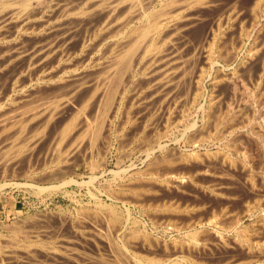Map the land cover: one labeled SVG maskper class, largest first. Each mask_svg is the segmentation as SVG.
<instances>
[{
  "label": "rangeland",
  "instance_id": "obj_1",
  "mask_svg": "<svg viewBox=\"0 0 264 264\" xmlns=\"http://www.w3.org/2000/svg\"><path fill=\"white\" fill-rule=\"evenodd\" d=\"M13 1H15V0H13ZM45 1L47 2V4ZM45 1L43 2V5L41 6L42 3H40V5H39L38 1L30 0V2H29L30 6L28 5V7H30V8H28V7L26 9L22 8L24 11L26 10V12H22L23 11L22 9H20L19 11H21V12H19L18 9L21 7L18 5H13L12 7L9 8V9L15 8L14 10H16V16H14L15 19L12 17L13 18L12 20L10 18L9 19L3 18V14H4L5 10H8V8L7 9H1L0 8V12H1L0 13V18H1L0 19V66H1L0 67V73H1L0 74V113L2 112L1 113L2 115L0 114V124L1 123H4V124L8 123V126H11L12 123H15V122H11L12 118L10 116V113L12 114V112H14V111L17 112V110L20 107L23 110L24 105L30 106V104H31L30 102H33L32 104L34 105L35 102L39 103L38 100L42 101L43 98H45V97H47L48 99H51L54 95H55L54 97H58L59 94H60L59 97H61L62 95L63 96L65 95L64 100L68 101L69 98H67V96L69 97V93H70V96L73 93V95H75V97L73 98V95H72L70 97L71 100L69 102H71L72 99H74L73 102H75L74 104H76L78 107L75 106L74 104H71L73 102H71L70 104H67L66 107H64L62 109V111H59V113L56 115L57 116L56 121L54 118H52L54 120L50 119L52 121V123L48 122V121H43V118H37V119L33 120V119L28 117L29 121L26 118L25 119L26 121L24 123H26L29 127L26 125L28 128L27 129L25 124H23L25 126V130L27 131V133L29 135H31V133H32V135H34L36 137L35 141H37V140L38 141L34 142V144H32V142H30V140H26V141H24V143L21 142L23 144H22V148L19 150L20 153L19 152L14 153L15 151H13V150H15V148H17V147H13V149L11 148L12 149L11 154H9L10 153L9 146L12 147L10 144L11 142L9 143V141L12 140L10 137H11V135L14 134V132L12 131L13 134H11V131H7L9 133L6 132L7 133L6 134L5 130L3 128H1V126H0V129L4 130V131H0V249H1L0 250V256H1L0 257V264H98L97 263V261L99 262V260H98L99 256L98 255H100L99 253H102V251H101L102 250L101 248H103L102 246H104L105 243H107V242L109 243L111 241H112V243H109V244H111V246L115 247L116 250H117V248H119L117 251L118 252L120 251V254H121L122 253V251L120 250L121 249V247H120V244H121L120 241L121 240H119V238L116 237L115 235H113L112 233H111L112 235L110 234L111 231H110V227L108 225L109 221H110L109 218L113 217L112 213L109 212V208L105 207L106 209H104V207L100 206L97 202V200H98V201H100L99 203H103V202L106 204H109V203L113 204L114 203V205L117 206L118 211L122 212L121 221L124 220L125 219V213L123 210L122 203L119 200L112 199L113 197H111V196L109 197V194L111 193L112 190L114 192L113 196H115V197L118 196L121 199H125V200L130 199L131 201L128 204H132L134 202V201H132L133 198L136 201H139V202L142 201L144 204L143 205L141 202V204L143 205V209H141L140 206L138 207V205L137 206L136 205L131 206V205L127 204V206H129L130 211H131L130 212L131 213L130 214L131 220L137 222V225L140 226L139 228L142 230V232L144 234L142 232L136 234L135 237L137 236L136 238L138 240H136L135 237H133V239H131L132 242L129 241L130 233H129V235L127 234L128 238H129V239H127V242L129 241L127 244L129 245L128 249L130 248V250L127 253V255L124 253L121 254L122 256L125 255V259H124V257L123 258L121 257L122 261L125 260V262L123 261L124 263L137 264L136 259L135 258L133 259L132 253H136V254L138 253L140 256H145L147 258H150V257L156 258L157 257V259H160L161 262L164 264H170V263L171 264H173V263L174 264H180V263H176V262L172 263V261L173 260L179 261L184 257L187 258L188 254H191V252H192V254L189 255L188 258L190 259L192 257V259H196V260L198 259L201 264H221L222 262H223V264H227V262L229 260H230V263H228V264H232V263L236 264L237 262L239 263V262L245 261V259H246V261L247 260L250 261L249 264H264V257H263L264 256L263 255L264 254V250H263L264 249V240H263L264 239V231L261 228L258 230L257 226L259 227L260 224H259V222H256L258 220L260 210L259 209L254 210L252 208V207L256 208V205H258L259 202H260V205L261 204L264 205V202H263L264 201V198H263V196H264V190H263L264 189L263 188L264 187V184H263L264 183V177H263V175H264V160L259 161L257 158H254L253 161H249L250 163L247 162L246 164L245 163L243 164L239 160H237V158L235 156H232L233 159L231 160L232 161V163H231L232 167H231L230 163L222 164L221 161L218 159L220 155H217V154H221L220 151L225 149L223 151V153L229 154L230 153L229 151L231 150L229 148H227V149L223 148L224 147L222 145L223 143L221 144L220 142L216 143L213 141H206L205 143H203L201 145H200V143H197L199 146H197L196 143L195 144L193 143V145L191 143V145H190L189 143H190L191 138H189V137L191 134L186 133L185 128H187L189 122H191L193 119H196V116H194L195 115L194 112L192 111V114L190 116H189V114H185L181 120L180 117L178 118V116L180 115V112H178L180 110V108L178 107L179 108V110H178L177 107H174L172 105L171 106L172 109H171V113H170L171 117L170 116L168 117L171 119L166 120V119H164L166 117L162 116L160 104H158V103H160V99H159L160 95L158 94V93H160V91L157 90V88H158L157 82L160 79V74H158L157 72L160 71V73H161V70L164 67V64H163L164 62H162L161 60H159V61L155 60L156 62L158 61L157 63L155 61L154 62L158 65H160L159 62H161V64H163V65H160V67L162 69L158 65H155V63L153 61L148 62V66L150 65L149 66L150 68H148V66L146 65V67L148 69L144 66L145 63L142 64V66L138 67V68H140L141 72L137 71L138 68L136 69V72H137L136 77H134L133 80L129 83V91L131 89H133V90L128 92L129 98L127 96V98H126L127 100H125L127 103L125 101H124L125 103L123 102L125 104V106H124V104H122L123 107H122L121 111L123 109H124V111L120 112V114H117L115 118L114 117L110 118L111 121H109L110 124H109V129H108L110 132H107L108 127L106 125L108 123L103 124L104 116L97 112L96 104L91 105L93 100L92 101L89 100L88 105L84 106L86 108L88 107V109L84 108L83 109L84 111H82V107H83V104L85 102V99L89 96V93L91 91L90 86L92 85V81L94 80L93 78L97 77V73H95V72H98L99 69H100L99 72L103 71L102 68H104V66L106 67V64L109 65L110 59H111V57H113V56H111L113 54H111L112 48H110V47L114 43H116L118 40L116 38V40H117L116 41L114 39L115 38L114 36H113L114 38L112 37L113 38V40H112V38H111L112 32H114L115 29L118 30L117 32L121 33L122 36L125 35L124 36L125 38L122 37L123 38L122 40L125 39L124 41H127L129 39V33H128L129 31L128 30H130L132 27H134V25L136 27V25L140 24L139 23L140 21L138 19L135 20L136 17H133L130 20L129 26H128V24H125V26H127V28L125 26L120 27L121 24L118 25V22L115 21L116 19H114V17L116 18V15L120 14V10L125 8L124 5H126V4H122V2L126 3L129 0L128 1L127 0H125V1L119 0L120 2L118 0H114V4H115V1H116V4H117V1H118V3H121V4H120V7H119L118 12H117L118 14L113 13L114 14V16H113L111 13V15L113 17L111 18V16H109L110 19H108L109 17L107 18V16L110 15L109 14L110 12H108L107 10H109V8H111V7H109V5L110 4L112 5L113 0H110V1L107 0L108 2L105 0L106 1L105 3H107V4L112 1L108 5L103 3V0H102V2L100 0L99 1L98 0H85V1L84 0H64L65 3L67 2V4H66L67 6L64 4V6L67 7V8H65V10H64V8H61V6H63L62 3H64L63 0L62 1L61 0H45ZM68 1H69V4H68ZM147 1L148 0H146V1L143 0V2H147ZM150 1H153V0H150ZM155 1L158 3H156ZM159 1H161V2L159 3ZM164 1L166 2L167 0H158V1L154 0L153 2H150V5H151V7L154 6L155 9H158L159 5L161 3H163ZM233 2H236V3H234V6H236L237 8L236 7L235 8L239 9V10L240 9L244 10L243 12L245 14V13H247L246 7H247V5H249V3L252 2V0L251 1L250 0H248V1L247 0H232V1L231 0H220L218 2V6L215 9V11H217V12L223 11L226 9V7H229L230 5H232ZM93 3L95 4V6ZM101 3H103V4H101ZM261 3L264 4V2H261ZM127 4H129V2ZM69 5H70V7H68ZM89 5H91V6H89ZM103 5H104L103 8L106 11L104 9H102ZM71 6H73V7H71ZM93 6L96 8V10H95V8H93ZM96 6L97 7L99 6L100 9L98 10V8ZM106 6L108 7V9L105 8ZM121 6L122 7L124 6V8H122ZM240 6H242V7H240ZM84 7H85V9H83ZM33 8L37 9V10L34 11ZM262 8H264L263 5H262ZM74 9L76 12H74ZM3 10H4V12H2ZM79 10H81L82 12ZM97 10L100 14L97 12ZM100 10H104V11L100 12ZM29 11H30V13H28ZM121 11H123V10H121ZM17 12H19V13H17ZM104 12H106V14H104ZM217 12L207 13L208 15H206V18H210V15L213 16L214 13H217ZM259 12H260L259 16L261 15L260 17L264 20V14L261 13V11H259ZM20 13H23V14L21 15ZM17 14H18V17H17ZM37 14H38V16H37ZM85 15H86V17H85ZM55 16H57V17H55ZM67 16H68V18H67ZM18 18H21V19L18 20ZM41 18H43V19H41ZM58 18H59V20H58ZM98 20H100V21H98ZM104 20H107V21H105L106 23H104ZM108 20L113 22V24L110 23V21H108ZM39 21H41V22H39ZM136 21H137V23H136ZM114 22H115V24L117 23V25L120 28L118 26H116L118 28L117 29L114 26ZM141 22L143 24V20ZM107 23L112 24L114 27H112V25H109ZM97 25H99V26H97ZM102 25L103 26L106 25V26L103 27ZM108 25H109L110 30H111V27L113 28L109 32H107ZM34 26L37 28L39 27V28L37 29ZM40 26H42V27H40ZM139 26H141V25H139ZM45 27H47L46 30H45ZM97 27L99 29L101 27L102 28L99 31V29ZM22 28L24 31L22 30ZM26 28L27 29L29 28V30H27ZM94 28L97 29L96 32H95ZM48 29H51L52 31L49 30V32H48L47 31ZM69 29H70V31H69ZM32 30H33V32H32ZM104 30H105V34H103ZM123 30H124V32H123ZM199 30L200 29H195L193 31H190V33L188 32V36H187L188 42H190V41L192 42L193 38L195 39L196 35H199ZM117 32L115 33V35L117 34ZM27 34L29 35V37ZM39 34L41 36H39ZM106 34H108V35L111 34V35L106 36ZM91 35H93L95 37H97L98 35H101V37L99 36L98 38H96L97 39L96 40ZM113 35H114V33H113ZM55 36L56 37L58 36L57 37L58 39H62L61 36L66 38V39L63 38V40H62V41H65V43L64 42L61 43L62 41L58 40ZM71 36L73 37L72 39H71ZM87 36H88V38H87ZM102 36L104 39H100V38H102ZM53 37H55V38L53 39ZM52 39L55 42H53ZM42 40L44 41V43ZM59 41H60V44H59ZM67 41H68V43H66ZM32 42H34L36 45H34V43H32ZM51 42L56 44L57 48H55L54 47L55 45L53 43L51 44ZM110 42H112V43H110ZM37 44H38V48H37ZM45 44H47L46 48L49 47L50 49H51V47L48 46V44H50L51 46L53 45V47H52L53 49H51V50L57 49V51H60V50H58V48L61 49L62 47H64V46L61 47V45L65 44V47L67 49H64L65 48L64 47L63 50H61V53L63 52L62 55L60 53L57 54V56L59 55V57H61V58L63 57L62 59L60 58L61 62L59 61V57H52V58H50V62L53 59H55L54 61L56 63L55 66L54 65L52 66L51 64L52 63L54 64V61H52L51 63L49 61H47V62H45L46 64L44 65L43 64L44 62H42V64H41L40 62L38 63L37 59H35V60H33L35 62L34 66H37V64H38V66H37L38 68L37 67H35L33 69H31L32 67L28 68L27 67L28 62H26V61H29V58L31 57L32 53L35 50H36V52L37 51L39 52L40 49L43 47L45 50L46 49L44 46ZM57 44H59V45H57ZM80 44H82V46ZM102 45L105 47L102 48ZM107 45L109 46V49L105 51L104 49H106ZM186 45L187 46L184 47L181 54L184 55L183 58H185V60L186 59L189 60L190 55H189V57L186 56L187 58L185 57V55H187V53H189V52L191 53V47H190V43H186ZM87 46H89V48ZM91 46L93 49L90 48ZM114 46H115V44L113 45V47ZM13 47H15V48H13ZM39 47H40V49H39ZM77 47H79L80 50L87 47L84 50H82L83 52H85L83 55H85L86 57L81 54L80 50H77ZM177 47H178L177 40L175 41V39H173L171 46L168 47V49H170L168 51H172V52L168 53L170 55L166 56V58H168L169 60L167 59L166 63H165L169 68H170V66H172V67L174 66L175 60H173V59H175V57H176L174 55L175 54L174 52H175ZM97 48L101 52L98 51ZM48 49H46V50H48ZM29 50H30V53H29ZM31 50H33V51H31ZM41 50H43V49H41ZM75 50L77 52H75ZM243 50L240 51L239 57L243 56ZM102 51L104 54L102 56L104 58L101 56ZM185 51H187V53ZM17 52L18 53L20 52V55H24L25 56V57L23 56L24 59L22 58V56H19L17 59V56L19 55ZM24 52H26V53H24ZM36 52H35V54H36ZM67 53H69V54H67ZM105 53L107 55H105ZM63 54H64V56H63ZM172 54L174 55L173 57H171ZM15 55H17L16 59H15ZM66 55H68V56H66ZM71 55H72V57H71ZM90 55L95 59H93V58L91 59ZM99 56L102 58H99ZM107 56L110 57V59L108 57L109 62L104 61L107 59ZM8 57H11V58H8ZM3 58H5V60ZM19 58H22L23 60L19 59ZM11 59L14 62L13 61L11 62ZM56 59H58V60H56ZM156 59H158V57ZM3 60H4V62H3ZM66 60H67V62H65ZM88 60L89 61L92 60L94 64L91 63L92 61L89 62ZM170 60L174 63H172ZM22 61L24 62V64ZM69 61H72L73 64L76 61L75 65L76 64L80 65L82 63L83 66L80 65V67H79V65H78L79 68L77 66H75L76 68L72 69V67L74 65L72 63H70ZM87 61H88V63H87ZM8 62H9V64H8ZM20 62H21V64H20ZM99 62H101V63H99ZM1 63H4V64H1ZM5 63H6V65H5ZM65 63L66 64L69 63L70 66L66 65ZM170 63H171V65H170ZM71 64H72V66H71ZM92 64L94 66L97 65V67H95V69L94 68L92 69V67H93ZM100 64H102V65H100ZM146 64H147V62H146ZM235 64H236V62L233 63V65L231 67H229V70H231L234 66L237 65V64L236 65ZM7 65H8V67H5ZM21 65L22 66L25 65L26 67L23 68L24 67L23 66L22 67L23 69L19 68V67H21ZM42 65H44V66L49 65V66H52V68L49 66H48L49 68H46L47 66L43 67ZM59 65H61V66H59ZM41 66H42V68H41ZM64 66L68 69L66 70V68ZM81 66L83 68L85 67L86 69L85 68L83 69ZM100 66H103V67H100ZM157 67H159V68H157ZM36 68H37V70H36ZM43 68L46 70H44ZM96 68L98 71L96 70ZM141 68H142V70H141ZM75 69L77 72H75ZM144 69L148 73H146L144 71ZM240 69H239L240 70L239 72L241 74L244 71V69L243 68H240ZM21 70H22V74L19 73ZM28 70L29 71L31 70L29 72L30 74L28 73ZM73 72L75 75L73 74ZM91 72L94 74H92ZM56 73L58 75L60 74L61 76L65 75L66 78L63 76V78H64L63 79L60 75L57 76ZM142 73H143V75H142ZM51 74H53V75H51ZM85 74L87 76H85ZM90 74L93 76L95 75V76L94 77L92 76L91 78H89L91 76ZM154 74H156V75L158 74L157 77ZM29 75L31 76V78ZM38 75H39V77H38ZM48 75H50V77L51 76H54V77L50 78ZM69 75H70V77L71 76L72 77L71 78L69 77V79H67ZM140 75H142V76H140ZM73 77H75V78H73ZM77 77H79L81 79H79V81H78ZM17 78H19V79H17ZM44 78L46 80H44ZM49 78H50V80H49ZM58 78H60V79H58ZM140 78H142V79H140ZM155 78H156V80H155ZM65 79L70 82V85H69V82L67 83V81ZM17 80L19 81L18 85H20V87L16 84L18 82ZM59 80H60V82H59ZM72 80L76 81L77 85H75L74 82L72 83ZM83 80H85V81L81 82ZM51 81H53V82H51ZM87 81H90L91 83L87 82ZM149 82L153 86H151L149 84ZM155 82H156V84H154ZM78 83H81V85H83V87L82 86L80 87V84H78ZM88 83H89V86H86V84L88 85ZM146 83L148 86H150L149 88L147 87ZM59 84L60 85L62 84L63 86L66 85V86H64V87L61 86V87H63V89H62L61 87H59L60 86ZM53 85L54 86L56 85V86L54 87ZM143 85L146 87H144ZM78 86L80 87V89ZM154 86H157L156 89L153 88ZM73 87H75V88H73ZM60 88H61V90H60ZM64 88H66V90ZM70 88H72V89H70ZM88 88H90V89H88ZM150 88H151V90H150ZM152 88L154 89L153 91H152ZM67 89H69V90L67 91ZM74 89H75L76 93H79L78 91H80L81 96H80V94H78V96H77V94H74ZM77 89H79V90H77ZM146 89H149L150 91H148ZM221 89L222 88L220 87V90ZM241 89L242 88H240L239 92H237L235 94V96L232 98L234 103L235 102L240 103L241 102V101L239 102L240 98H242V96L246 95V94H244L245 93L244 90L242 89L243 90L242 91ZM64 90H65V92L63 93L62 91H64ZM156 90L159 92H157ZM60 91L62 93H60ZM66 92H68V95ZM86 92H87V95H86ZM149 92H151V93H149ZM261 92L262 93L260 94V93H258V91H256L255 93L252 94V99H253L252 102L254 104L253 103L251 104L252 109H249L248 111H246L247 112L246 115H248L249 118H251L250 115H252L251 119H252L253 124L251 123L250 127L252 128L253 131L257 132L259 134V136H261V137H259V140L264 142V138H263L264 132L262 133V130H261L262 128L259 127L258 120L256 119L257 116L255 115V114L264 112V93H263L264 91H261ZM56 93H59V94L56 95ZM155 93H156V95H155ZM151 94H152V96H150ZM48 95L49 96L51 95L50 98ZM82 95H85L86 98H85V96L82 97ZM153 96L155 97V99ZM156 96L158 98H156ZM246 96H245V98H246ZM262 96H263V98H262ZM40 97L42 98V100ZM28 98L30 101L28 100ZM35 98H36V100H35ZM47 98H45V99H47ZM61 98H63V97H61ZM65 98H67V99H65ZM79 98H81V99H79ZM150 98H152V99H150ZM245 98L243 97V100ZM82 99L84 100V102L82 101ZM254 100H255V102H254ZM35 105H37V104H35ZM69 105H70L71 109H70ZM80 106H81V108H80ZM173 107H174V109H173ZM254 107H256V109ZM78 108H79V110H78ZM73 109L74 110L76 109L78 112L76 110L74 111ZM63 110H65L64 111V112H66L65 114H64ZM70 110H73V113L76 112V113H74L75 115L73 113H72L73 116L69 115L72 112ZM94 110H95V112H94ZM253 110L255 112H253ZM18 111H20V110H18ZM251 111L253 112V114H250V113H252ZM80 112L83 115L82 114L80 115ZM90 112H93V113H90ZM61 113L64 115L62 116ZM67 113H69V114H67ZM149 113H150V115H149ZM60 114L63 118L60 116ZM8 115L10 116L11 119L9 118ZM79 115L81 116V118ZM86 115L88 117H86ZM71 116L73 118H71ZM82 116L88 120H96V119L100 120V117L102 118V120H100L101 121L100 132L101 133L104 132V133L103 134L100 133V135H101L99 137L100 139L97 140V144H99V145H95V147L90 146L89 142H88V138L84 139L83 143H82V147L80 146L79 149H76L75 150L76 152L73 151V154H72V152H70V153H68V156H67V154L65 156L64 155L62 156V157H64V160L67 159L66 160L67 162L63 161V158H62L60 163L57 164L59 166V167H56L57 172H58V170H61L63 172V174L62 173L58 174L59 176H57V177H55V175H50L49 172L53 173L56 171V170H53L54 167L56 166L53 163L55 155H54V157L52 156L53 155L52 154L53 148H54L53 145L55 143V141L52 140V138L54 137L53 135H55V137H56V135H58V133H60L59 131L63 128L62 124H65L66 122L64 123V121H66L67 119H68V121L72 120V119L77 120L76 117H78L79 118L78 121L75 120L78 123L79 120L83 118ZM160 117H161V119H160ZM248 117H246V118H248ZM254 117H255V119H253ZM92 118H94V119H92ZM184 118L186 121L184 120ZM39 119H41L42 121L40 122ZM147 119H148V121H147ZM150 119L152 120V122ZM8 121H10L11 125H9ZM45 122L48 124H46ZM172 122H174V123H172ZM43 123L46 125H44ZM55 123H56V125L61 123V125L56 127ZM142 123H143V125H142ZM256 123H257V125H256ZM144 125L146 126L145 127L146 131H144L143 130L144 128H142ZM12 126H11L10 130L15 129V128L13 129ZM15 127H16V125H15ZM58 127L59 128L61 127L60 130ZM160 129H162V130H160ZM182 130H183V132H182ZM34 131H36V134ZM139 131H141V132H139ZM163 131H165V133H163ZM113 132H115V133H113ZM246 132H248V131H246ZM109 133H111L112 139L108 135ZM155 133H157L158 135L157 134L156 135L160 136V138L159 137L157 138V136H155L157 139L154 138L153 134H155ZM8 134H9V136H10L9 138L11 140H9L8 136L5 138V136ZM26 136H27V134H26ZM39 137H40V139H39ZM102 137H103V140H102ZM4 138L7 139L8 141L5 140ZM139 138H141V139H139ZM234 139H232L233 141L231 142V144L235 145V148L239 150V148L241 147V146L239 147L240 143L238 144V142ZM85 140H86V142H88V144L85 142ZM155 141H159L160 144H162V146L164 147V149L159 151L157 149V146L154 144ZM85 143L87 146H89V149H87V146L85 145ZM83 145H85V146H83ZM32 146H34V147L32 148ZM191 146H194V147H191ZM193 148L195 150H193ZM27 149H29V150H27ZM150 149H155V150L154 151L152 150L153 152H152V154L149 155L150 157L148 156L149 157L148 158V157H146V152H149ZM174 149H175V151H173ZM226 150L228 151V153ZM27 151H29V154ZM207 151H209V152L212 151L211 152L212 154H210V153L208 154ZM194 152L196 153V155H194ZM198 152H199L200 156L206 152L207 153L202 155L199 158V156L196 157ZM200 152H202V154ZM213 152H214V155H213ZM18 153H19V155H18ZM22 153L24 155H22ZM4 154L6 157L4 156ZM192 154H193V156H192ZM10 155L11 156L15 155L16 156L15 159H14V157H12L13 159L10 158L11 157ZM164 156H165L166 160L163 159ZM160 159H163V161L165 160V162H163L164 164H161L162 160H160ZM181 159H183L184 162ZM188 159H190L191 161ZM3 160H4V162H3ZM97 160L98 161L100 160L101 162L100 161L98 162ZM154 161L157 162L156 166L154 165V163H155ZM150 162H152L153 164ZM188 162H189V164H188ZM147 163H149L150 166L147 165ZM166 163H168V164H166ZM234 163L235 164L237 163V164L235 165ZM259 163H263V164L260 165ZM169 164H171V165H169ZM145 166H147L148 168ZM150 167H151V169H153V171H157L159 173L158 174L156 172L157 173V180H155V181H157V183L154 180H153V182H155V183H153L152 179L151 180L147 179L148 178L147 175H142L144 172L150 170L149 169ZM185 167H187V168L184 169ZM51 168H53V169H51ZM144 168L148 169V170L144 171L145 170ZM255 168L256 169L258 168V170L256 171ZM238 169H239V171H238ZM245 169L248 171H246ZM183 170H185V171H183ZM200 170H202V171H200ZM203 170H204V172H203ZM134 171H137L138 173H136ZM142 171H143V173H142ZM207 171H209V172H207ZM45 172H47V173H45ZM42 177L44 179L46 177H48L47 179H49V180L45 179V181H44V179ZM52 177H53V180H52ZM173 177H174V179H173ZM139 178H141V179L139 180ZM90 179H91V181H89ZM135 179H137V180H135ZM145 179H146V181H145ZM182 179L184 180L183 181L184 183L181 181ZM255 179H256V181H255ZM170 181H172V182H170ZM180 181L182 183H180ZM250 182H252V184ZM257 182H259V183H257ZM147 183L149 186L147 185ZM117 185H120L123 187H119ZM175 185H176V187H175ZM38 186L40 188L43 187L44 189L40 191ZM140 186H143V187H140ZM144 186H145V188H144ZM165 186H166V188H165ZM135 187L139 188V189H137L138 191L137 190L136 191L142 194L140 197H139V195H140L139 193H138V196H135V195L133 196V193H134L133 190L135 189ZM130 188H133V190H131ZM147 188H148V190H146ZM200 188H201V190H200ZM107 192H109V193H107ZM202 192L204 194H202ZM221 193H223V194H221ZM216 194H219V195H216ZM215 195L217 197H215ZM259 197H261L260 198L261 200L259 199ZM118 202H120V203H118ZM181 202H182V204L180 205ZM254 202L256 205L254 204ZM152 203H153V206H152ZM154 203L157 205L159 204L158 207H156L157 205H154ZM137 204H138V202H137ZM172 204H175V206ZM194 205L195 206L196 205L197 206L198 205H204L205 209H201V210H203V212H205V213H207V211L209 212L210 210L218 211V210H220L219 208H222V209L224 208V210L226 212H228V211L230 212V213L228 212V215H230L232 213L231 215L233 216V218L240 216L242 218V223L240 225L248 227L247 229H248V232L250 233V234H248V236L250 237V240L252 241L251 242L249 240V244L250 243H251V245L253 244L252 250L253 251L255 250L254 253L251 254L252 252H250V254H251L250 255L248 252V254H247V251H248L247 249H248L249 244H247L245 241L243 243H240L239 241L235 240V238H233V235L231 234V232L228 233V237L229 238L232 237L233 239H229L228 244H227V241L225 244L224 243L221 244V242L219 243L218 239L216 240V237H214L215 234H213V233H216V231L214 230V227H212L210 225L208 226L207 224H206L207 227L205 226V228H208L207 231H209V232H206L205 230L203 232L204 236L207 238V240H205L204 245L205 246L207 245V247H205L204 245H202L203 247L196 245L197 240L195 241L193 239L192 235L190 234L191 228H189L186 225V223H189V220H185V219H187V217H190V216L189 215L184 216L183 214L180 215V213L178 216L176 209H174L176 211V213L173 210V208L178 207V206H179V208H181L180 206H182V209L185 207H186V209H190V207L194 206ZM248 205H250V206H248ZM187 206L189 208H187ZM170 207L172 210L170 209ZM248 207L250 209L249 211L247 209ZM251 209H253V210H251ZM203 212L199 213V215L202 214L201 218H203V215L205 214ZM236 212L239 215H237ZM231 215H230V217L229 216L228 217L232 218ZM256 216H257V218H256ZM177 217H178V219H176ZM179 218L181 221L179 220ZM229 218H228V220L226 219L227 222L230 221ZM131 220H130V222H132ZM254 221H255V224H254ZM130 222H128V224H127L128 225L127 230H129V227L132 226V224ZM204 222H205V220H201L200 222L195 223V225L197 224L196 228L199 229V227L201 225H202V227H204V224H200V223H204ZM15 228H17V229H15ZM177 228H178V230H177ZM255 228H256V230H255ZM107 229H109L110 232ZM143 229H144V231H143ZM105 232L107 234H109L108 235L109 237L114 236L112 238V240L106 239L108 236L106 235ZM205 233H206V235H205ZM208 233H210L211 235ZM104 235L106 238H104ZM198 236L200 238L204 237L201 233ZM101 237H103L104 239L103 238L101 239ZM141 237H144L143 240ZM131 238H132V236H131ZM105 239L108 241H106ZM101 240L102 241L104 240V241L102 242ZM214 240H216V241H214ZM198 241L200 242V240H198ZM235 241H236V243H233ZM101 242L104 244H102ZM177 243L180 245H178ZM184 243H186V244H184ZM133 244L136 246H134ZM145 244H147V245L145 246ZM182 244H184V245H182ZM208 245L210 246V248ZM165 246L167 247V249ZM196 246H198V247L195 248ZM137 247H140V248H137ZM184 247H185V249H184ZM188 247L190 248L191 252L189 251V249H187ZM204 247H205V249H204ZM162 248H165L164 249L165 251ZM173 248H174V250H173ZM198 250H199V252L197 253ZM45 251L46 252L48 251L47 253H49L51 251V254L49 253V255H48L49 257L47 256V253ZM136 251H138V252H136ZM143 251L145 254L143 253ZM174 251L176 253H174ZM29 252H31V255ZM12 253L14 256L12 255ZM54 253H56V254L54 255ZM255 253H257V254H255ZM169 254L170 255L173 254V255L170 256ZM258 254H259V256H258ZM70 255H72V256H70ZM129 255H130V257H129ZM174 255L177 259L175 257L173 258ZM254 255H255V257H254ZM163 256H164V258H163ZM231 256H232V258H231ZM126 257H128V259H126ZM252 257H253V259H252ZM131 258H132V260H131ZM233 258H234V260H233ZM254 258H256V259H254ZM192 259H190V260H192ZM249 259H251V260H249ZM169 260H170V262H169ZM196 260H194V262ZM198 260L195 263H197V262L199 263ZM232 260H233V262H232Z\"/></svg>",
  "mask_w": 264,
  "mask_h": 264
},
{
  "label": "bare ground",
  "instance_id": "obj_2",
  "mask_svg": "<svg viewBox=\"0 0 264 264\" xmlns=\"http://www.w3.org/2000/svg\"><path fill=\"white\" fill-rule=\"evenodd\" d=\"M36 1H38L39 2V5H40V3H42L41 4V6L43 5V2L45 1V0H36ZM62 1V0H61ZM85 1V0H84ZM99 1V0H98ZM101 2H102V0H100ZM107 1V0H106ZM105 0H103V3H105L106 2ZM110 1V0H109ZM119 1V0H118ZM118 1H117V4H116V1H115V4H114V0H113V3H112V5L110 6L109 5V7H111V8H109V10H107L108 12H110L109 14L110 15H108L107 16V18L109 17V16H111V18L114 16V14H118L117 12H118V9H119V7H120V4L121 3H118ZM122 1V0H121ZM125 1V0H124ZM128 1V0H127ZM146 1V0H145ZM150 0H148L147 2H143V0H129L128 2H129V4H127L128 2H126V3H123L122 2V4H126V5H124L125 6V8H124V6L122 7V8H124V9H121V10H123V11H121L120 10V14H118V15H116V18L114 17V19H116L115 21L116 22H118V25H120V27L121 26H125V24H128V26L130 25V20L133 18V17H136V19L135 20H139L140 22V24H138V25H136V27H135V25H134V27H132L130 30H128L129 32V39L127 40V41H124V40H122L123 38L122 37H124V36H122V34L121 33H118L117 31L118 30H116L115 29V31L114 32H112V36H111V38L113 37L115 40H116V38H117V42L116 43H114L115 44V46L113 47V45L110 47V48H112V53L111 54H113V55H111V56H113V57H111V59H110V57L109 56H107V59L106 60H104V61H108V57H109V59H110V63H109V65L108 64H106L104 61V63L106 64V67L104 66V68H102L103 69V71H101V72H99L100 71V69H99V71L97 70V68H96V70L99 72H95V73H97V77H95V78H93L92 80V85L90 86L91 87V89L90 88H88V89H90L91 91H90V93H89V96L86 98V96L85 95H82V97L83 96H85V102H84V100L82 99V101L84 102V104H83V107H82V111H84L83 109L84 108H86V107H84V106H87L88 105V101L89 100H93V102L91 103V105L92 104H96V106H97V108H96V110H97V112L98 113H100L101 115H103L104 116V119H103V124L104 123H108L106 126L108 127H106L107 128V132H110L108 129H109V124H110V122L109 121H111V119L110 118H115L116 117V115L117 114H120V112H122V111H124V109L121 111V109H122V107H123V105L122 104H124L126 101L125 100H127L126 98H127V96H128V92H130L131 90H133V89H131L130 91H129V83L133 80V78L134 77H136V69L138 68V67H140V66H142V64H144L145 63V67H146V65L148 66V62L150 61H155V60H161L162 62H164L163 64H164V67H163V69L160 67V65H163V64H161V62H159V64L160 65H158V64H156L155 62V65H158L162 70H161V73H160V71H158L157 73L158 74H160V79H159V81L157 82L158 83V88H157V90H159L160 91V93H158L159 95H160V103H158V104H160V108H161V113H162V116L163 117H166V118H164V119H171V118H168L169 116H170V113H171V106L173 105L174 107H179L180 108V110H179V108H178V112H180V115L178 116V118L180 117V119L182 120V118L184 117V115L185 114H189V116L192 114V111L194 112V116H196V119H193L191 122H189V124H188V126H187V128H185L186 129V133H189V134H191L190 135V137L189 138H191L190 139V145H191V143H192V145H193V143L195 144L196 143V145L197 146H199L197 143H200V145L201 144H203V143H205L206 141H213V142H216V143H223L222 145L224 146L223 148H229V149H231L229 152V154H225V153H223V151L225 150H222V151H220L221 152V154H217V155H220L219 156V160L221 161V163L222 164H226V163H230V165H231V163H232V156H235L236 158H237V160H239L241 163H247V162H249V161H253L254 160V158H257L259 161H263L264 160V142L263 141H260L259 140V137H261V136H259V134L257 133V132H255V131H253L252 130V128L250 127V125H251V123H252V115H250V114H253V112H255L254 110L256 109V107H254L255 109L253 110V112L252 113H248L249 115H250V117L251 118H249L248 117V115H246V111H248L249 109H252V107H251V104L253 103L252 102V94L253 93H255L256 91H258V93H262L261 91H264V20L259 16V11H261V13H263L264 14V8H262V5H263V7H264V4H262L261 2H264L263 0H252V2L251 3H249V5H247V7H246V10H247V13H245L244 14V10H239V9H236L237 7L236 6H234V3H236V2H233V4L232 5H230L229 7H226V9L225 10H223V11H221V12H217V11H215V9L217 8V6H218V2L220 1V0H167L166 2L164 1L163 3H161L160 5H159V8L158 9H155L154 8V6H152L151 7V5H150V2H153V1H150ZM158 1V0H157ZM232 1V0H231ZM248 1V0H247ZM251 1V0H250ZM29 2H30V0H15V1H13V0H0V8L1 9H7L8 8V10H5V12H4V10L2 11V12H4V14H3V18H5V19H15V17L14 16H16V10H14V9H9L10 7H12L13 5H18V6H20L21 8H17L18 9V11L20 10V9H26L27 7H28V5H29ZM32 2V1H31ZM46 2V1H45ZM63 2L64 3H62L63 4V6H64V4L66 5L67 4V2L65 3V1L63 0ZM97 2V1H96ZM108 2V1H107ZM112 2V1H111ZM111 2H109V3H111ZM120 2V1H119ZM156 2V1H155ZM161 1H159V3H160ZM75 3V2H74ZM98 3V2H97ZM100 3V2H99ZM103 3H101V4H103ZM108 3V4H109ZM156 3H158V2H156ZM231 3V2H230ZM46 4H47V2H46ZM61 4V5H62ZM68 4H69V1H68ZM89 4V3H88ZM94 4V3H93ZM100 4V5H101ZM106 5H108L107 3H105ZM104 4V5H105ZM153 4V3H152ZM38 5V4H37ZM58 5V4H57ZM104 5L102 6V9H104L103 7H104ZM228 5V4H227ZM30 6V5H29ZM40 6V7H41ZM45 6V5H44ZM61 6V8H64V10H65V8H67L66 6ZM89 6H91V5H89ZM94 6H95V4H94ZM93 6V8H95ZM222 6V5H221ZM243 6V5H242ZM242 6H240V7H242ZM34 7V6H33ZM51 7V6H50ZM49 7V8H50ZM59 7V6H58ZM68 7H70V5L68 6ZM71 7H73V6H71ZM88 7V6H87ZM97 7V6H96ZM236 7V8H235ZM28 8H30V7H28ZM98 8V10L100 9V7L98 6L97 7ZM106 9H108V7L106 6L105 7ZM22 9V10H23ZM34 9V8H33ZM83 9H85V7L83 8ZM35 10H37V9H34V11ZM40 10V9H39ZM62 10V9H61ZM63 10V11H64ZM95 10H96V8H95ZM98 10H97V12H98ZM105 10V9H104ZM104 10H100V12L101 11H104ZM28 11V10H27ZM31 11V10H30ZM30 11L28 12V13H30ZM33 11V12H34ZM41 11V10H40ZM50 11V10H49ZM67 11V10H66ZM79 11H81V10H79ZM93 11V10H92ZM106 11V10H105ZM19 12H21V11H19ZM19 12H17V13H19ZM22 12H26V10L24 11H22ZM62 12V11H61ZM65 12V11H64ZM74 12H76L75 11V9H74ZM82 12V11H81ZM209 12H217V13H214V15L213 16H211L210 15V18H206V15H208L207 13H209ZM1 13V12H0ZM35 13V12H34ZM69 13V12H68ZM89 13V12H88ZM87 13V14H88ZM91 13V12H90ZM95 13V12H94ZM99 13V12H98ZM111 13H112V15H111ZM114 13V14H113ZM21 15L23 14V13H20ZM25 14V13H24ZM61 14V13H60ZM64 14V13H63ZM71 14V13H70ZM75 14V13H74ZM83 14V13H82ZM86 14V15H87ZM100 14V13H99ZM103 14V13H102ZM101 14V15H102ZM104 14H106V12H104ZM108 14V13H107ZM20 15V16H21ZM28 15V14H27ZM35 15V14H34ZM68 15V14H67ZM81 15V14H80ZM86 15H85V17H86ZM96 15V14H95ZM100 15V16H101ZM25 16V15H24ZM30 16V15H29ZM37 16H38V14H37ZM90 16V15H89ZM104 16V15H103ZM106 16V15H105ZM13 17V18H12ZM17 17H18V14H17ZM16 17V18H17ZM27 17V16H26ZM43 17V16H42ZM55 17H57V16H55ZM71 17V16H70ZM80 17V16H79ZM102 17V16H101ZM67 18H68V16H67ZM1 19V18H0ZM19 19H21V18H18V20ZM25 19V18H24ZM23 19V20H24ZM39 19V18H38ZM41 19H43V18H41ZM56 19V18H55ZM70 19V18H69ZM76 19V18H75ZM83 19V18H82ZM99 19V18H98ZM108 19H110V17L108 18ZM10 20V21H11ZM51 20V19H50ZM53 20V19H52ZM58 20H59V18H58ZM66 20V19H65ZM92 20V19H91ZM103 20V19H102ZM112 20V19H111ZM143 20V24H142V21ZM14 21V20H13ZM21 21V20H20ZM98 21H100V20H98ZM105 21H107V20H104V23H106ZM108 21H110V20H108ZM114 21V20H113ZM133 21V20H132ZM131 21V22H132ZM26 22V21H25ZM39 22H41V21H39ZM67 22V21H66ZM65 22V23H66ZM81 22V21H80ZM87 22V21H86ZM102 22V21H101ZM100 22V23H101ZM21 23V22H20ZM30 23V22H29ZM34 23V22H33ZM37 23V22H36ZM43 23V22H42ZM41 23V24H42ZM103 23V22H102ZM110 23H112L113 24V22H111L110 21ZM110 23H107V24H109V25H112V24H110ZM136 23H137V21H136ZM28 24V23H27ZM97 24V23H96ZM95 24V25H96ZM99 24V23H98ZM43 25V24H42ZM47 25V24H46ZM69 25V24H68ZM101 25V24H100ZM109 25H108V29H109ZM117 25V23L115 24V22H114V26L116 27V26H118ZM139 25H141V26H139ZM19 26V25H18ZM51 26V25H50ZM62 26V25H61ZM60 26V27H61ZM97 26H99V25H97ZM103 26V25H102ZM104 26H106V25H104ZM103 26V27H104ZM113 25H112V27H114ZM133 26V25H132ZM14 27V26H13ZM23 27V26H22ZM26 27V26H25ZM28 27V26H27ZM32 27V26H31ZM35 27V26H34ZM40 27H42V26H40ZM94 27V26H93ZM111 27V30L113 29ZM119 27V26H118ZM119 27V28H120ZM126 28H127V26H125ZM5 28V27H4ZM30 28V27H29ZM29 28L27 29V30H29ZM35 28H37V27H35ZM39 28V27H38ZM37 28V29H38ZM46 28L47 27H45V30H46ZM49 28V27H48ZM77 28V27H76ZM98 28V27H97ZM102 28V27H101ZM100 28V29H101ZM106 28V27H105ZM117 28V27H116ZM31 29V28H30ZM36 29V30H37ZM95 29V28H94ZM99 29V28H98ZM100 29H99V31H100ZM107 29V32H109V31H111L110 29L108 30ZM118 29V28H117ZM122 29V28H121ZM195 29H200L199 30V35H196V37H195V39L193 38V41L191 42H188V39H187V36H188V32L190 33V31H193V30H195ZM16 30V29H15ZM22 30H23V28H22ZM49 30H51V29H48L47 31L49 32ZM96 30L97 29H95V32H96ZM106 30V29H105ZM105 30H104V33L103 34H105ZM120 30V29H119ZM24 31V30H23ZM43 31V30H42ZM46 31V32H47ZM52 31V30H51ZM69 31H70V29H69ZM121 31V30H120ZM32 32H33V30H32ZM86 32V31H85ZM93 32V31H92ZM100 32V33H101ZM117 32V34L115 35V33ZM123 32H124V30H123ZM126 32V31H125ZM42 33V32H41ZM113 33H114V35H113ZM69 34V33H68ZM92 34V33H91ZM99 34V33H98ZM124 34V33H123ZM25 35V34H24ZM28 35V34H27ZM37 35V34H36ZM57 35V34H56ZM59 35V34H58ZM94 35V34H93ZM93 35H91V36H93ZM102 35V34H101ZM101 35H98L97 37H95V36H93L95 39L96 38H98L99 36L101 37ZM108 34H106V36H107ZM109 35H111V34H109ZM108 35V36H109ZM127 35V34H126ZM39 36H41L40 34H39ZM65 36V35H64ZM28 37H29V35H28ZM37 37V36H36ZM56 37V36H55ZM55 37H53V39L55 38ZM58 37V36H57ZM56 37V38H57ZM62 37V39H58V40H63V36H61ZM77 37V36H76ZM105 37V36H104ZM73 37L71 36V39H72ZM87 38H88V36H87ZM92 38V37H91ZM113 38H112V40H113ZM125 38V37H124ZM128 38V37H127ZM126 38V39H127ZM25 39V38H24ZM45 39V38H44ZM52 39V40H53ZM64 39H66V38H64ZM85 39V38H84ZM94 39V40H95ZM100 39H104L103 38V36H102V38H100ZM110 39V38H109ZM173 39H175V41L177 40V43H178V47L176 48V50H175V59H173V60H175V63L174 62H172L171 60V62L172 63H174V66L172 67V66H170V68L165 64L166 63V60L168 59V58H166V56L167 55H170V54H168V53H170V52H172V51H168V50H170V49H168V47H170L171 46V44H172V40ZM20 40V39H19ZM26 40V39H25ZM68 40V39H67ZM97 40V39H96ZM99 40V39H98ZM43 41V40H42ZM70 41V40H69ZM81 41V40H80ZM86 41V40H85ZM89 41V40H88ZM107 41V40H106ZM105 41V42H106ZM13 42V41H12ZM15 42V41H14ZM53 42H55L54 40H53ZM53 42H51V44L53 43ZM65 43V41H62L61 43ZM71 42V41H70ZM104 42V43H105ZM11 43V42H10ZM29 43V42H28ZM32 43H34V42H32ZM43 43H44V41H43ZM57 43V42H56ZM66 43H68V41L66 42ZM110 43H112V42H110ZM186 43H190V47H191V53L189 54V53H187V51H185L186 53H187V55H185V57L186 56H188L189 57V55H190V57H189V60L188 59H186L185 60V58H183L184 57V55L183 54H181L182 53V51H183V49H184V47L185 46H187L186 45ZM6 44V43H5ZM40 44V43H39ZM54 44V43H53ZM59 44H60V41H59ZM59 44H57V45H59ZM108 44V43H107ZM33 45V44H32ZM34 45H36L35 43H34ZM46 45L47 44H45L44 46H45V48H46ZM55 46V48H57L56 47V44H54ZM76 45V44H75ZM81 46H82V44H80ZM84 45V44H83ZM90 45V44H89ZM40 46V45H39ZM48 46H50L51 47V49H53L52 47H53V45L51 46L50 44H48ZM62 46H64L65 47V44H62L61 45V47ZM100 46V45H99ZM175 46V45H174ZM6 47V46H5ZM33 47V46H32ZM43 47V46H42ZM60 47V46H59ZM64 47H62L61 49L60 48H58V50H60V51H57V49L55 50H51L49 47V49L48 48H46V49H48V50H44V47L43 48H41V49H43V50H41L40 49V47H39V49H40V51L38 52H36V50L32 53V55H31V57L29 58L28 56V58H29V61H26V62H28V64H27V67L28 68H30V67H32L31 69H33V68H35V67H37L38 66V64H37V66H34V64H35V62L33 61V60H35V59H37V61H38V63L40 62L41 64H42V62H44L43 64L45 65L46 63L45 62H47V61H49L50 62V58H52V57H59V55L57 56V54H61L62 55V53H61V50H63V48ZM88 48H89V46H87ZM87 47H85V48H87ZM98 47V46H97ZM103 47H105V46H103L102 45V48ZM13 48H15V47H13ZM37 48H38V44H37ZM83 48V47H82ZM84 48V49H85ZM90 48H92V46L90 47ZM95 48V47H94ZM99 48V47H98ZM97 48V50L98 51H100L99 49ZM101 48V49H102ZM25 49V48H24ZM64 49H67L66 47L64 48ZM71 49V48H70ZM84 49H82V50H84ZM93 49V48H92ZM109 49V46L107 45V47H106V49H104L105 51L106 50H108ZM186 49V48H185ZM244 49V50H243ZM73 50V49H72ZM77 50H80L79 49V47H77ZM82 50H80L81 51V54L83 55L85 52H83ZM103 50V49H102ZM111 50V49H110ZM109 50V51H110ZM241 50H243V56L241 57H239V53H240V51ZM16 51V50H15ZM27 51V50H26ZM31 51H33V50H31ZM65 51V50H64ZM3 52V51H2ZM7 52V51H6ZM12 52V51H11ZM22 52V51H21ZM35 52H36V54H35ZM58 52V53H57ZM66 52V51H65ZM75 52H77L76 50H75ZM101 52V51H100ZM18 53V52H17ZM23 53V52H22ZM24 53H26V52H24ZM29 53H30V50H29ZM107 53V52H106ZM105 53V55H107ZM109 53V52H108ZM8 54V53H7ZM19 55L17 56V55H15V59H16V56H17V59H18V57L19 56H22V58H23V56L24 55H20V52L18 53ZM67 54H69V53H67ZM88 54V53H87ZM172 54V56L171 57H173L174 55ZM4 55V54H3ZM77 55V54H76ZM75 55V56H76ZM89 55V54H88ZM100 55V54H99ZM102 55H104L103 54V51H102V54H101V56ZM110 55V54H109ZM9 56V55H8ZM63 56H64V54H63ZM66 56H68V55H66ZM80 56V55H79ZM83 56H85V55H83ZM98 56V55H97ZM4 57V56H3ZM25 57V56H24ZM26 57V58H27ZM71 57H72V55H71ZM86 57V56H85ZM90 57H91V59L93 58L91 55H90ZM103 57V56H102ZM102 57H100L99 56V58H102ZM158 57V59H156ZM169 57V56H168ZM170 57V58H171ZM2 58V57H1ZM8 58H11V57H8ZM22 58H19V59H22ZM60 58L61 57H59V61H60ZM63 58V57H62ZM61 58V59H62ZM77 58V57H76ZM88 58V57H87ZM97 58V57H96ZM98 58V59H99ZM104 58V57H103ZM187 58V57H186ZM4 60H5V58H3ZM24 59V58H23ZM22 59V60H23ZM67 59V58H66ZM71 59V58H70ZM82 59V58H81ZM80 59V60H81ZM85 59V58H84ZM93 59H95V58H93ZM4 60H3V62H4ZM55 59H53L52 61H54ZM56 60H58V59H56ZM69 60V59H68ZM79 60V59H78ZM86 60V59H85ZM102 60V59H101ZM169 60V59H168ZM9 61V60H8ZM13 60L11 59V62H12ZM17 61V60H16ZM21 61V60H20ZM51 61V62H52ZM89 61V60H88ZM88 61H87V63H88ZM90 61H92V60H90ZM89 61V62H90ZM99 61V60H98ZM6 62V61H5ZM14 62V61H13ZM23 62V61H22ZM50 62V63H51ZM61 62V61H60ZM65 62H67V60L65 61ZM70 63H72L73 64V62L72 61H69ZM76 62V61H75ZM75 62H74V66L72 67V69L73 68H76L75 66H77L78 67V65L76 64L75 65ZM109 62V61H108ZM146 62H147V64H146ZM236 62V66H234L231 70H229V67H231L232 65H233V63H235ZM64 63V62H63ZM91 63H93V61L91 62ZM99 63H101V62H99ZM1 64H4V63H1ZM8 64H9V62H8ZM16 64V63H15ZM20 64H21V62H20ZM23 64H24V62H23ZM55 61H54V64L52 63L51 65L53 66H55ZM66 64V63H65ZM72 64H71V66H72ZM94 64V63H93ZM92 64V65H93ZM96 64V63H95ZM98 64V63H97ZM5 65H6V63H5ZM40 65V64H39ZM44 65H42L43 67H46V66H44ZM62 65V64H61ZM61 65H59V66H61ZM66 65H69V63H67ZM65 65V66H66ZM80 65H82V63L80 64ZM80 65H79V67H80ZM100 65H102V64H100ZM108 65V66H107ZM152 65V64H151ZM154 65V64H153ZM170 65H171V63H170ZM173 65V64H172ZM4 66V65H3ZM12 66V65H11ZM16 66V65H15ZM24 66V67H23ZM21 65V67H19V68H25L26 66L25 65ZM42 66H41V68H42ZM49 66V65H48ZM46 67V68H49V67H51L52 68V66H49V67ZM58 66V65H57ZM64 66V67H65ZM70 66V65H69ZM83 66V65H82ZM81 66V67H82ZM85 66V65H84ZM103 66H100V67H103ZM150 66V65H149ZM148 66V68H150ZM1 67V66H0ZM5 67H8V65L7 66H5ZM17 67V66H16ZM40 67V66H39ZM78 67V68H79ZM91 67V66H90ZM95 67H97V65H93V67H92V69L94 68L95 69ZM159 67H157V68H159ZM3 68V67H2ZM22 68V69H23ZM38 68V67H37ZM37 68H36V70H37ZM66 68V67H65ZM83 68V67H82ZM85 68V67H84ZM83 68V69H84ZM144 68V67H143ZM147 68V67H146ZM147 68V69H148ZM240 68H243L244 69V71L240 74ZM44 69V68H43ZM42 69V70H43ZM68 68H66V70H67ZM71 69V70H72ZM86 69V68H85ZM139 69V70H138ZM137 69V71H140V68H138ZM240 69V70H239ZM242 69V70H243ZM8 70V69H7ZM20 70V69H19ZM27 70V69H26ZM25 70V71H26ZM39 70V69H38ZM44 70H46V69H44ZM62 70V69H61ZM60 70V71H61ZM64 70V69H63ZM78 70V69H77ZM90 70V69H89ZM141 70H142V68H141ZM159 70V69H158ZM31 71V70H30ZM29 70H28V73L30 72ZM40 71V70H39ZM50 71V70H49ZM91 71V70H90ZM89 71V72H90ZM144 71H145V69H144ZM152 71V70H151ZM19 72V71H18ZM17 72V73H18ZM33 72V71H32ZM38 72V71H37ZM43 72V71H42ZM46 72V71H45ZM48 72V71H47ZM69 72V71H68ZM75 72H77L76 71V69H75ZM83 72V71H82ZM94 72V71H93ZM141 72V71H140ZM146 72V71H145ZM239 72V73H238ZM15 73V72H14ZM19 73H21L22 74V70L19 72ZM26 73V72H25ZM36 73V72H35ZM34 73V74H35ZM40 73V72H39ZM61 73V72H60ZM70 73V72H69ZM72 73V72H71ZM92 73V72H91ZM146 73H148V72H146ZM1 74V73H0ZM24 74V73H23ZM30 74V73H29ZM33 74V75H34ZM41 74V73H40ZM43 74V73H42ZM48 74V73H47ZM55 74V73H54ZM57 74V73H56ZM73 74H74V72H73ZM92 74H94V73H92ZM99 74V75H98ZM152 74V73H151ZM157 74V75H158ZM37 75V74H36ZM51 75H53V74H51ZM60 75V74H59ZM58 74H57V76H59ZM71 75V74H70ZM70 75L68 76V78L67 79H69V77H70ZM75 75V74H74ZM82 75V74H81ZM80 75V76H81ZM89 75V74H88ZM91 75V74H90ZM139 75V74H138ZM142 75H143V73H142ZM142 75H140V76H142ZM146 75V74H145ZM144 75V76H145ZM154 75H156V74H154ZM157 75H156V77H157ZM18 76V75H17ZM28 76V75H27ZM30 76V75H29ZM49 77H50V75H48ZM61 76V75H60ZM65 78H66V76L65 75H63ZM63 76H61L62 78H63ZM78 76V75H77ZM85 76H87L86 74H85ZM93 75H91L89 78H91ZM95 76V75H94ZM93 76V77H94ZM152 76V75H151ZM34 77V76H33ZM38 77H39V75H38ZM51 77H54V76H51ZM50 77V78H51ZM72 77V76H71ZM70 77V78H71ZM76 77V76H75ZM75 77H73V78H75ZM159 77V76H158ZM20 78V77H19ZM19 78H17V79H19ZM30 78H31V76H30ZM46 78V77H45ZM44 78V80H46ZM50 78H49V80H50ZM72 78V79H73ZM84 78V77H83ZM13 79V78H12ZM41 79V78H40ZM43 79V78H42ZM58 79H60V78H58ZM57 79V80H58ZM64 79V78H63ZM79 79H81V78H79V77H77V80L79 81ZM140 79H142V78H140ZM150 79V78H149ZM28 80V79H27ZM32 80V79H31ZM30 80V81H31ZM66 80V79H65ZM76 80V79H75ZM155 80H156V78H155ZM158 80V79H157ZM18 81V80H17ZM22 81V80H21ZM26 81V80H25ZM64 81V80H63ZM62 81V82H63ZM67 81V83L69 82L68 80H66ZM85 80H83V81H81V82H84ZM91 81V80H90ZM90 81H87V82H90ZM147 81V80H146ZM154 81V80H153ZM15 82V81H14ZM33 82V81H32ZM39 82V81H38ZM42 82V81H41ZM50 82V81H49ZM51 82H53V81H51ZM59 82H60V80H59ZM61 82V83H62ZM65 82V81H64ZM63 82V83H64ZM75 83V85H77V83H76V81H73L72 80V83ZM135 82V81H134ZM151 82V81H150ZM150 82H149V84H150ZM18 83H19V81L16 83L17 85H18ZM62 83V84H63ZM91 83V82H90ZM139 83V82H138ZM25 84V83H24ZM55 84V83H54ZM57 84V83H56ZM60 85L59 87H61V86H63V85ZM66 84V83H65ZM78 84H80V87L82 86L83 87V85H81V83H78ZM83 84V83H82ZM136 84V83H135ZM154 84H156V82L154 83ZM16 85V86H17ZM23 85V84H22ZM21 85V86H22ZM42 85V84H41ZM51 85V84H50ZM69 85H70V82H69ZM68 85V86H69ZM133 85V84H132ZM146 85H147V83H146ZM151 85V84H150ZM19 87H20V85H18ZM54 86V85H53ZM56 86V85H55ZM54 86V87H55ZM64 86H66V85H64ZM63 86V87H64ZM85 86V85H84ZM86 86H89V83H88V85L86 84ZM85 86V87H86ZM144 86V85H143ZM151 86H153V85H151ZM63 87H61L62 89H63ZM76 87V86H75ZM75 87H73V88H75ZM79 87V86H78ZM80 87H79V89H80ZM144 87H146V86H144ZM147 87L149 88L150 86H148L147 85ZM156 87L157 86H154L153 88H155L156 89ZM220 87L222 88L221 90H220ZM18 88V87H17ZM61 88H60V90H61ZM69 88V87H68ZM77 88V87H76ZM87 88V87H86ZM152 88V91L154 90ZM240 88H242L243 90H244V94H246L245 96H246V98H245V96H242V98H240V100H239V102L240 103H237V102H235L234 103V101L232 100V98L235 96V94L237 93V92H239V90H240ZM8 89V88H7ZM44 89V88H43ZM56 89V88H55ZM58 89V88H57ZM65 90H66V88H64ZM70 89H72V88H70ZM79 89H77V90H79ZM85 89V88H84ZM136 89V88H135ZM241 89V90H242ZM65 90L64 91H62L63 93L65 92ZM69 89H67V91H68ZM82 90V89H81ZM139 90V89H138ZM146 90H148V91H150L151 90V88H150V90L149 89H146ZM156 90V91H157ZM242 90V91H243ZM58 91V90H57ZM73 91V90H72ZM71 91V92H72ZM83 91V90H82ZM145 91V90H144ZM159 91H157V92H159ZM61 91H60V93H62ZM79 93H76L75 92V89H74V94H77V96H78V94H80L81 92L80 91H78ZM155 92V91H154ZM67 93V95H68V92H66ZM132 93V92H131ZM137 93V92H136ZM142 93V92H141ZM140 93V94H141ZM149 93H151V92H149ZM242 93V94H243ZM264 93V92H263ZM32 94V93H31ZM54 94V93H53ZM59 93H56V95H58ZM240 94V93H239ZM259 94V95H260ZM44 95V94H43ZM42 95V96H43ZM62 95V94H61ZM72 95H73V93H72ZM71 95V96H72ZM86 95H87V92H86ZM130 95V94H129ZM133 95V94H132ZM135 95V94H134ZM154 95V94H153ZM155 95H156V93H155ZM263 95V94H262ZM47 96V95H46ZM49 96V95H48ZM51 96V95H50ZM50 96H49V98H50ZM53 96V95H52ZM55 96V95H54ZM52 97L51 99H48L47 97H45V98H47V99H45V98H43V100H42V98H41V100L42 101H39L38 100V102L39 103H37V102H35L34 103V105L32 104L33 102H30L31 104H30V106H25L24 105V107H23V110H22V108L20 109L19 107V109L18 110H20V111H18L17 110V112H12V114L10 113V116H11V118H10V116H9V118L11 119V122H15V123H12V125L10 124V121H8L9 122V125H11L12 127H13V129L14 130H10L11 129V126H8V123L7 124H4V123H1L0 124V126H1V128H3L4 130H5V133L7 132V131H11V134H13V132H14V134L13 135H11V137L9 136V134L8 135H6L5 136V138L8 136V138H9V140H11V141H9V143L11 144V146L12 147H10L9 146V148H10V153L9 154H11V150L13 149V147H17V148H15V150H13V151H15L14 153H16V152H19V150L22 148V144L24 143V141H26V140H30V142H32V144H34V142H37V141H35V139H36V137L34 136V135H32V133H31V135H29L28 133H27V131L25 130V126L27 125L26 123H24L26 120V118H27V120L29 121V118H31V119H37V118H43V121H48V122H51L52 123V121L50 120V119H52V118H54L55 119V121H56V115L59 113V111H62V109L64 108V107H66V105L67 104H70L71 102H73V100L74 99H72V101L71 102H69L71 99H70V93H69V97L67 96V98H69L68 99V101L67 100H64V96L62 95L61 97H63V98H61V97H59L60 96V94H59V96L58 97ZM80 96H81V94H80ZM141 96V95H140ZM150 96H152V94L150 95ZM241 96V95H240ZM255 96V95H254ZM258 96V95H257ZM256 96V97H257ZM75 97V95H73V98ZM139 97V96H138ZM142 97V96H141ZM154 97V96H153ZM152 97V98H153ZM238 97V96H237ZM243 97L245 98L244 100H243ZM67 98H65V99H67ZM77 98V97H76ZM75 98V99H76ZM128 98H129V96H128ZM152 98H150V99H152ZM156 98H158L157 96H156ZM239 98V97H238ZM255 98V97H254ZM262 98H263V96H262ZM261 98V99H262ZM78 99V98H77ZM79 99H81V98H79ZM154 99H155V97H154ZM242 99V100H241ZM256 99V98H255ZM259 99V98H258ZM257 99V100H258ZM260 99V100H261ZM28 100H29V98H28ZM35 100H36V98H35ZM256 100V101H257ZM30 101V100H29ZM81 101V100H80ZM81 101V102H82ZM125 101V102H124ZM138 101V100H137ZM157 101V100H156ZM237 101V100H236ZM262 101V100H261ZM78 102V101H77ZM76 102V103H77ZM80 102V103H81ZM124 102V103H123ZM159 102V101H158ZM254 102H255V100H254ZM28 103V102H27ZM75 102H73V103H71V104H74ZM127 103V102H126ZM261 103V102H260ZM35 104H37V105H35ZM157 104V103H156ZM254 104V103H253ZM75 106H77L76 104H74ZM21 106V105H20ZM82 106V105H81ZM81 106H80V108H81ZM124 106H125V104H124ZM128 106V105H127ZM126 106V107H127ZM145 106V105H144ZM69 107H70V105H69ZM78 107V106H77ZM137 107V106H136ZM174 107H173V109H174ZM73 108V107H72ZM158 108V107H157ZM156 108V109H157ZM67 109V108H66ZM70 109H71V107H70ZM77 109V108H76ZM75 109V110H76ZM86 109H88V107L86 108ZM94 109V108H93ZM11 110V109H10ZM16 110V109H15ZM74 110V109H73ZM73 110H70V111H72L71 112V114H69V113H67V114H69V115H72V113H73ZM74 110V111H75ZM78 110H79V108H78ZM65 110H63V112H64ZM77 111V110H76ZM88 111V110H87ZM149 111V110H148ZM173 111V110H172ZM257 111V110H256ZM262 111V110H261ZM62 112V113H63ZM78 112V111H77ZM94 112H95V110H94ZM127 112V111H126ZM152 112V111H151ZM159 112V111H158ZM2 113V112H1ZM0 113V114H1ZM6 113V112H5ZM61 113V114H62ZM66 112H64V114H65ZM74 113H76V112H74ZM73 113V114H74ZM84 113V112H83ZM90 113H93V112H90ZM61 114H60V116H61ZM64 114H62V116L64 115ZM82 113L80 112V115H81ZM2 115V114H1ZM75 115V114H74ZM79 115V116H80ZM83 115V114H82ZM90 115V114H89ZM94 115V114H93ZM130 115V114H129ZM149 115H150V113H149ZM157 115V114H156ZM257 117H256V119L258 120V124H259V127L260 128H262L261 130H262V133L264 132L263 130H264V112H261V113H258V114H255ZM59 116V117H60ZM61 116V117H62ZM73 116V115H72ZM71 116V118H73ZM78 116V115H77ZM29 117V118H28ZM83 117V116H82ZM86 117H88L87 115H86ZM99 117V116H98ZM144 117V116H143ZM147 117V116H146ZM152 117V116H151ZM150 117V118H151ZM156 117V116H155ZM158 117V116H157ZM171 117V116H170ZM186 117V116H185ZM188 117V116H187ZM246 117H248V118H246ZM8 118V117H7ZM63 118V117H62ZM77 118V120L76 121H78V117H76ZM80 118H81V116H80ZM176 118V117H175ZM4 119V118H3ZM6 119V118H5ZM9 119V120H10ZM45 119V120H44ZM54 119H52V120H54ZM61 119V118H60ZM92 119H94V118H92ZM160 119H161V117H160ZM191 119V118H190ZM253 119H255V117L253 118ZM7 120V119H6ZM50 120V121H49ZM59 120V119H58ZM74 119H72V120H69L68 121V119L66 120V121H64V123L65 124H62V126H63V128L60 130V128L62 127H58L59 128V132L60 133H58V135H56V137H55V135H53L54 137L52 138V140L53 141H55V143H54V148H53V157H54V155H55V157H54V164L56 165L55 167H54V169L53 168H51V169H53V170H56L55 172H53V173H50L49 172V174L50 175H55V177H57V176H59L58 174H63V172L61 171V170H58V172H57V168L56 167H59L57 164L58 163H60V161H61V159L63 158V161H66V160H64V157H62L63 155L65 156L66 154H67V156H68V153H70V152H72V154H73V151L74 152H76L75 150L76 149H79V147L81 146L82 147V143H83V140L84 139H87L88 138V142H89V145L90 146H93V147H95V145H99V144H97V140L98 139H100L99 137L101 136L100 135V129H101V121L100 120H102V118L100 117V120L99 119H96V120H88V119H85L84 117L82 118V119H80L79 120V122L77 123L76 121H75ZM151 120V119H150ZM175 120V119H174ZM177 120V119H176ZM184 120H185V118H184ZM3 121V120H2ZM1 121V122H2ZM39 121L41 122L42 120L41 119H39ZM68 121V122H67ZM146 121V120H145ZM147 121H148V119H147ZM146 121V122H147ZM169 121V120H168ZM186 121V120H185ZM59 122V121H58ZM61 122V121H60ZM76 124H75V123ZM151 122H152V120H151ZM39 123V122H38ZM46 123V122H45ZM57 123V122H56ZM56 123H55V125H56ZM62 123V122H61ZM61 123H59L58 125H56V127L57 126H59V125H61ZM112 123V122H111ZM172 123H174V122H172ZM255 123V122H254ZM23 124H25V126L23 125ZM44 124V123H43ZM46 124H48V123H46ZM46 124H44V125H46ZM134 124V123H133ZM149 124V123H148ZM165 124V123H164ZM253 124V123H252ZM15 125H16V127H15ZM39 125V124H38ZM65 125V126H64ZM113 125V124H112ZM142 125H143V123H142ZM168 125V124H167ZM255 125V124H254ZM256 125H257V123H256ZM28 126V125H27ZM27 126H26V128H27ZM43 126V125H42ZM48 126V125H47ZM104 126V125H103ZM165 126V125H164ZM163 126V127H164ZM8 127V128H7ZM29 127V126H28ZM53 127V126H52ZM55 127V126H54ZM55 127V128H56ZM105 127V126H104ZM145 125L142 127V128H144L143 130L144 131H146V129H145ZM167 127V126H166ZM254 127V126H253ZM7 128V129H6ZM54 128V129H55ZM173 128V127H172ZM3 129H0V131H4ZM9 129V130H8ZM28 129V128H27ZM53 129V130H54ZM176 129V128H175ZM181 129V128H180ZM114 130V129H113ZM160 130H162V129H160ZM13 131V132H12ZM55 131V130H54ZM103 131V130H102ZM185 131V130H184ZM246 131H248V132H246ZM35 132V134H36V131H34ZM38 132V131H37ZM139 132H141V131H139ZM182 132H183V130H182ZM2 133V132H1ZM7 133H9V132H7ZM6 133V134H7ZM27 134V136H26V134ZM104 133V132H103ZM103 133H101V134H103ZM113 133H115V132H113ZM163 133H165V131H163ZM162 133V134H163ZM167 133V132H166ZM170 133V132H169ZM56 134V133H55ZM157 133H155V134H153L154 135V138H156L155 136H157L156 135ZM160 134V133H159ZM29 135V136H28ZM109 136H110V138H111V133H109L108 134ZM116 135V134H115ZM161 135V134H160ZM165 135V134H164ZM229 136V137H228ZM263 136V135H262ZM148 137V136H147ZM160 138V136H157V138ZM162 137V136H161ZM236 137V138H235ZM4 138V139H5ZM132 138V137H131ZM156 138V139H157ZM187 138V137H186ZM235 138V139H234ZM264 138V137H263ZM39 139H40V137H39ZM108 139V138H107ZM112 139V138H111ZM139 139H141V138H139ZM148 139V138H147ZM153 139V138H152ZM232 139H234V140H236L237 142H238V144L240 143V145H239V150L238 149H236L235 148V145H232L231 144V142L233 141ZM5 140H7V139H5ZM102 140H103V137H102ZM109 140V139H108ZM185 140V139H184ZM8 141V140H7ZM41 141V140H40ZM101 141V140H100ZM21 142H23V143H21ZM29 142V141H28ZM85 142H86V140H85ZM88 142H86L87 144H88ZM154 142V141H153ZM86 143H85V145H86ZM107 143V142H106ZM118 143V142H117ZM121 143V142H120ZM108 144V143H107ZM150 144V143H149ZM156 146H157V149L160 151V150H163L164 149V147L162 146V144H160V142L159 141H155V143H154ZM208 144V143H207ZM211 144V143H210ZM18 145V146H17ZM85 145H83V146H85ZM140 145V144H139ZM146 145V144H145ZM216 145V144H215ZM237 145V144H236ZM87 146V145H86ZM154 146V145H153ZM207 146V145H206ZM34 146H32V148H33ZM106 147V146H105ZM191 147H194V146H191ZM231 147V148H230ZM12 148V149H11ZM85 148V147H84ZM204 148V147H203ZM30 149V148H29ZM29 149H27V150H29ZM87 149H89V146H87ZM93 149V148H92ZM198 149V148H197ZM208 149V148H207ZM228 149V150H229ZM155 150V149H150V151L149 152H146V157H148L150 154H152V152ZM169 150V149H168ZM193 150H195L194 148H193ZM221 150V149H220ZM93 151V150H92ZM166 151V150H165ZM171 151V150H170ZM169 151V152H170ZM173 151H175V149L173 150ZM178 151V150H177ZM219 151V150H218ZM227 151V150H226ZM28 152V154H29V151H27ZM52 152V151H51ZM205 152V151H204ZM203 152V153H204ZM208 152V154L210 153V154H212L211 152H209V151H207ZM206 152V153H207ZM217 152V151H216ZM215 152V153H216ZM13 153V154H14ZM20 153V152H19ZM19 153H18V155H19ZM25 153V152H24ZM79 153V152H78ZM97 153V152H96ZM171 153V152H170ZM176 153V152H175ZM179 153V152H178ZM181 153V152H180ZM201 154H202V152H200ZM206 153H204V154H206ZM227 153H228V151H227ZM12 154V155H13ZM41 154V153H40ZM71 154V155H72ZM76 154V153H75ZM80 154V153H79ZM164 154V153H163ZM186 154V153H185ZM184 154V155H185ZM198 154H199V152H198ZM197 154V156L196 157H198L199 156V158L202 156V155H204V154H202L201 156H200V154L198 155ZM17 155V154H16ZM22 155H24L23 153H22ZM21 155V156H22ZM70 155V154H69ZM166 155V154H165ZM170 155V154H169ZM168 155V156H169ZM179 155V154H178ZM194 155H196V153L194 152ZM213 155H214V152H213ZM4 156H5V154H4ZM11 156V155H10ZM192 156H193V154H192ZM6 157V156H5ZM12 157H14V159H15V155L14 156H11L10 158H12ZM75 157V156H74ZM150 157V156H149ZM148 157V158H149ZM170 157V156H169ZM168 157V158H169ZM195 157V158H196ZM9 158V159H10ZM93 158V157H92ZM158 158V157H157ZM167 158V159H168ZM179 158V157H178ZM181 158V157H180ZM194 158V157H193ZM13 159V158H12ZM155 159V158H154ZM163 159H165L166 160V158H165V156H164V158ZM163 159H160V160H162V163L161 164H164L163 162H165V160L163 161ZM7 160V159H6ZM169 160V159H168ZM178 160V159H177ZM181 160H183V159H181ZM188 160H190V159H188ZM187 160V161H188ZM194 160V159H193ZM213 160V159H212ZM235 160V159H234ZM13 161V160H12ZM98 161V160H97ZM100 161V160H99ZM98 161V162H99ZM156 161V160H155ZM154 161V162H155ZM191 161V160H190ZM199 161V160H198ZM3 162H4V160H3ZM6 162V161H5ZM22 162V161H21ZM67 162V161H66ZM101 162V161H100ZM183 162H184V160H183ZM200 162V161H199ZM198 162V163H199ZM239 162V163H240ZM150 163H152V162H150ZM156 163L157 162H155L154 163V165L156 166ZM159 163V162H158ZM171 163V162H170ZM173 163V162H172ZM191 163V162H190ZM196 163V162H195ZM250 163V162H249ZM67 164V163H66ZM94 164V163H93ZM103 164V163H102ZM153 164V163H152ZM151 164V165H152ZM160 164V165H161ZM166 164H168V163H166ZM186 164V163H185ZM188 164H189V162H188ZM193 164V163H192ZM218 164V163H217ZM235 164V163H234ZM237 164V163H236ZM235 164V165H236ZM260 165L261 164H263V163H259ZM7 165V164H6ZM98 165V164H97ZM147 165H149V163H147ZM169 165H171V164H169ZM173 165V164H172ZM184 165V164H183ZM195 165V164H194ZM198 165V164H197ZM215 165V164H214ZM228 165V164H227ZM254 165V164H253ZM24 166V165H23ZM67 166V165H66ZM76 166V165H75ZM150 166V165H149ZM153 166V165H152ZM154 166V167H155ZM174 166V165H173ZM185 166V165H184ZM191 166V165H190ZM218 166V165H217ZM224 166V165H223ZM145 167H147V166H145ZM158 167V166H157ZM169 167V166H168ZM182 167V166H181ZM188 167V166H187ZM187 167H185L184 169H186ZM193 167V166H192ZM202 167V166H201ZM231 167H232V165H231ZM5 168V167H4ZM3 168V169H4ZM29 168V167H28ZM56 168V169H55ZM63 168V167H62ZM148 168V167H147ZM183 168V167H182ZM50 169V170H51ZM145 169V168H144ZM150 170H148V169H145L144 171H146V170H148V171H146V172H144L143 173V171H142V175H147V179H149V180H151L152 179V182H153V180L155 181V180H157V171H153V169H151V167L149 168ZM175 169V168H174ZM191 169V168H190ZM209 169V168H208ZM207 169V170H208ZM221 169V168H220ZM228 169V168H227ZM256 169V168H255ZM21 170V169H20ZM176 170V169H175ZM197 170V169H196ZM195 170V171H196ZM206 170V169H205ZM225 170V169H224ZM230 170V169H229ZM246 170V169H245ZM258 170V168L256 169V171ZM263 170V169H262ZM48 171V170H47ZM52 171V170H51ZM139 171V170H138ZM183 171H185V170H183ZM198 171V170H197ZM200 171H202V170H200ZM238 171H239V169H238ZM246 171H248V170H246ZM134 172H136V173H138L137 171H134ZM157 172V173H156ZM160 172V171H159ZM189 172V171H188ZM203 172H204V170H203ZM207 172H209V171H207ZM214 172V171H213ZM245 172V171H244ZM22 173V172H21ZM45 173H47V172H45ZM115 173V172H114ZM185 173V172H184ZM183 173V174H184ZM190 173V172H189ZM188 173V174H189ZM216 173V172H215ZM247 173V172H246ZM159 174V173H158ZM168 174V173H167ZM171 174V173H170ZM175 174V173H174ZM200 174V173H199ZM248 174V173H247ZM260 174V173H259ZM258 174V175H259ZM9 175V174H8ZM48 175V174H47ZM161 175V174H160ZM166 175V174H165ZM178 175V174H177ZM187 175V174H186ZM220 175V174H219ZM223 175V174H222ZM242 175V174H241ZM38 176V175H37ZM175 176V175H174ZM195 176V175H194ZM200 176V175H199ZM248 176V175H247ZM246 176V177H247ZM254 176V175H253ZM45 177V176H44ZM54 177V176H53ZM53 177H52V180H53ZM163 177V176H162ZM172 177V176H171ZM186 177V176H185ZM196 177V176H195ZM208 177V176H207ZM215 177V176H214ZM245 177V178H246ZM263 177H264V175H263ZM5 178V177H4ZM38 178V177H37ZM43 178V177H42ZM48 177H46L45 179L46 180H49V179H47ZM160 178V177H159ZM177 178V177H176ZM187 178V177H186ZM217 178V177H216ZM33 179V178H32ZM44 179V178H43ZM45 179H44V181H45ZM61 179V178H60ZM141 178H139V180H140ZM173 179H174V177H173ZM135 180H137V179H135ZM148 180V181H149ZM160 180V179H159ZM166 180V179H165ZM189 180V179H188ZM195 180V179H194ZM248 180V179H247ZM37 181V180H36ZM89 181H91V179L89 180ZM145 181H146V179H145ZM147 181V182H148ZM175 181V180H174ZM182 182L184 181L183 179L181 180ZM180 181V183H182ZM187 181V180H186ZM185 181V182H186ZM246 181V180H245ZM254 181V180H253ZM255 181H256V179H255ZM71 182V181H70ZM141 182V181H140ZM143 182V181H142ZM151 182V181H150ZM156 183H157V181H155ZM155 182H153V183H155ZM170 182H172V181H170ZM67 183V182H66ZM144 183V182H143ZM146 183V182H145ZM178 183V182H177ZM184 183V182H183ZM212 183V182H211ZM251 184H252V182H250ZM257 183H259V182H257ZM26 184V183H25ZM68 184V183H67ZM70 184V183H69ZM132 184V183H131ZM162 184V183H161ZM160 184V185H161ZM164 184V183H163ZM179 184V183H178ZM190 184V183H189ZM206 184V183H205ZM264 184V183H263ZM137 185V184H136ZM140 185V184H139ZM138 185V186H139ZM145 185V184H144ZM147 185H148V183H147ZM223 185V184H222ZM232 185V184H231ZM258 185V184H257ZM52 186V185H51ZM117 186H119V187H123V186H120V185H117ZM125 186V185H124ZM129 186V185H128ZM133 186V185H132ZM149 186V185H148ZM178 186V185H177ZM252 186V185H251ZM262 186V185H261ZM39 187V186H38ZM37 187V188H38ZM50 187V186H49ZM126 187V186H125ZM130 187V186H129ZM128 187V188H129ZM140 187H143V186H140ZM174 187V186H173ZM175 187H176V185H175ZM195 187V186H194ZM253 187V186H252ZM36 188V189H37ZM46 188V187H45ZM109 188V187H108ZM144 188H145V186H144ZM152 188V187H151ZM154 188V187H153ZM165 188H166V186H165ZM181 188V187H180ZM255 188V187H254ZM264 188V187H263ZM44 188L42 187V188H40L39 187V190L41 191V190H43ZM131 190H133V188H130ZM137 189H139V188H137V187H135V189L133 190L134 191V193H133V196L135 195V196H138V193L139 192H137L138 190ZM141 189V188H140ZM143 189V188H142ZM168 189V188H167ZM196 189V188H195ZM258 189V188H257ZM137 190V191H136ZM146 190H148V188L146 189ZM200 190H201V188H200ZM203 190V189H202ZM259 190V189H258ZM257 190V191H258ZM264 190V189H263ZM111 191V190H110ZM132 191V192H133ZM142 191V190H141ZM210 191V190H209ZM222 191V190H221ZM260 191V190H259ZM149 192V191H148ZM217 192V191H216ZM220 192V191H219ZM65 193V192H64ZM107 193H109V192H107ZM106 193V194H107ZM114 192H113V190L111 191V193L109 194V197L111 196V197H113L112 199H116V200H119L121 203H122V206H123V210H124V213H125V219L124 220H122L121 221V216H122V212H119L118 211V209H117V206L116 205H114V203L113 204H110L109 202V204H106V203H99L100 201H98L97 200V202H98V204L100 205V206H102V207H104V209H106L105 207H107V208H109V212L110 213H112V216L113 217H111V218H109L108 216V218L110 219V221H109V227H110V231H109V229H107L109 232H110V234L112 233L113 235H115L116 237H118L119 238V240H121L120 242H121V244H120V247H121V251H122V253H124V254H126L127 255V253L129 252V250H130V248L128 249V242L129 241H131V239H133V237H135V235L136 234H138V233H141L142 232V230L139 228L140 226H138L137 225V222L136 221H132L131 220V211H130V208H129V206H127V204L128 203H130V199L129 200H125V199H121L120 197H118L117 195V197H115V196H113L114 194H113ZM116 193V192H115ZM120 193V192H119ZM208 193V192H207ZM140 195H139V197L142 195L141 193H139ZM147 194V193H146ZM202 194H204L203 192H202ZM221 194H223V193H221ZM259 194V193H258ZM124 195V194H123ZM193 195V194H192ZM209 195V194H208ZM216 195H219V194H216ZM215 195V197H217ZM206 196V195H205ZM122 197V196H121ZM196 197V196H195ZM198 197V196H197ZM257 197V196H256ZM129 198V197H128ZM169 198V197H168ZM194 198V197H193ZM210 198V197H209ZM261 197H259V199H260ZM263 198H264V196H263ZM155 199V198H154ZM189 199V198H188ZM96 200V199H95ZM187 200V199H186ZM261 200V199H260ZM129 201V202H128ZM132 201H134L132 204H128V205H138V207L140 206L141 207V209H143V202L142 201H136V200H134V198H133V200ZM146 201V200H145ZM144 201V202H145ZM153 201V200H152ZM180 201V200H179ZM203 201V200H202ZM120 202H118V203H120ZM137 202H138V204H137ZM141 202H142V204H141ZM176 202V201H175ZM200 202V201H199ZM198 202V203H199ZM264 202V201H263ZM140 203V204H139ZM161 203V202H160ZM165 203V202H164ZM194 203V202H193ZM197 203V204H198ZM147 204V203H146ZM171 204V203H170ZM182 204V202L180 203V205ZM192 204V203H191ZM195 204V203H194ZM254 204H255V202H254ZM154 205H157V204H155L154 203ZM159 205V204H158ZM158 205L156 206V207H158ZM165 205V204H164ZM172 205H174L175 206V204H172ZM256 205V204H255ZM152 206H153V203H152ZM161 206V205H160ZM170 206V205H169ZM189 206V205H188ZM187 206V208H189ZM248 206H250V205H248ZM96 207V206H95ZM101 207V208H102ZM146 207V206H145ZM173 207V206H172ZM181 208H179V206L178 207H175V208H173V210L174 209H176V211H177V215L179 216V213H180V215L181 214H183L184 216L186 215H189L190 217H187V219H185V220H189V223H186V225L189 227V228H191V231H190V234L192 235V237H193V239L197 242L196 243V245H198V246H202V245H204L205 244V240H207V238L204 236V234H203V232H204V230L206 231V232H209V231H207V229L208 228H205V226H206V224L209 226H212V227H214V230L216 231V233H213V234H215L214 235V237H216V240L218 239V241H219V243L221 242V244L222 243H226V241H227V244H228V240L229 239H233V238H235V240H237V241H239L240 243H243L244 241L247 243V244H249V240H250V237L248 236V234H250L249 232H248V227L247 226H242V225H240L241 223H242V218L239 216V217H234L233 218V216L231 215V217L233 218H229L230 217V215H228V212H226L225 210H224V208L222 209V208H219L220 210H218V211H216V210H210L209 212L207 211V213H205V212H203V210H201V209H205V207H204V205H194V206H191L190 207V209H186V207L185 208H183L182 209V206H180ZM219 207V206H218ZM100 208V207H99ZM149 208V207H148ZM254 210L255 209H259L260 210V214H259V217H258V220L256 221V222H259V227L257 226V228H258V230L261 228L263 231H264V205L263 204H261L260 205V202H259V204L258 205H256V208L255 207H252ZM150 209V208H149ZM170 209H171V207H170ZM186 209V210H185ZM212 209V208H211ZM248 209V211L250 210L249 209V207L247 208ZM253 209H251V210H253ZM122 210V211H123ZM172 210V209H171ZM201 210V211H200ZM209 210V209H208ZM96 211V210H95ZM167 211V210H166ZM176 211L174 210V212L176 213ZM200 211V212H199ZM205 211V210H204ZM246 211V210H245ZM201 212H203V213H205L204 215H203V218H201L202 217V214L201 215H199V213H201ZM91 213V212H90ZM230 213V212H229ZM92 214V213H91ZM144 214V213H143ZM235 214V213H234ZM236 214H237V212H236ZM106 215V214H105ZM176 215V216H177ZM237 215H239V214H237ZM229 216V217H228ZM90 217V216H89ZM106 217V218H107ZM152 217V216H151ZM105 218V217H104ZM107 218V219H108ZM123 218V217H122ZM190 218V219H189ZM228 218H229V220L230 221H226V219L228 220ZM256 218H257V216H256ZM154 219V218H153ZM176 219H178V217L176 218ZM183 219V218H182ZM232 219V220H231ZM130 220L132 221V222H130ZM179 220H180V218H179ZM184 220V221H185ZM201 220H205V222L204 223H200V224H204V227H202V225L199 227V229H197L196 228V225H195V223H198V222H200ZM256 220V219H255ZM74 221V220H73ZM181 221V220H180ZM128 222H130L131 224H132V226H130L129 227V230H127L128 229ZM159 222V221H158ZM170 222V221H169ZM182 223V222H181ZM246 223V222H245ZM163 224V223H162ZM176 224V223H175ZM174 224V225H175ZM254 224H255V221H254ZM88 225V224H87ZM130 225V224H129ZM180 225V224H179ZM247 225V224H246ZM106 226V225H105ZM177 227V226H176ZM180 227V226H179ZM182 227V226H181ZM207 227V226H206ZM175 228V227H174ZM211 228V227H210ZM209 228V229H210ZM15 229H17V228H15ZM14 229V230H15ZM81 229V228H80ZM83 229V228H82ZM177 230H178V228H177ZM181 230V229H180ZM255 230H256V228H255ZM254 230V231H255ZM143 231H144V229H143ZM182 232V231H181ZM229 232H231V234L233 235V238L232 237H228V233ZM106 233V232H105ZM129 233H130V239L128 238V236H127V234L129 235ZM143 233V232H142ZM200 233L205 237H203V238H200L198 235H200ZM263 233V232H262ZM111 234V235H112ZM144 234V233H143ZM150 234V233H149ZM185 234V233H184ZM189 234V233H188ZM208 234H210V233H208ZM90 235V234H89ZM106 235L108 236L109 234H107L106 233ZM205 235H206V233H205ZM211 235V234H210ZM96 236V235H95ZM131 236H132V238H131ZM144 236V235H143ZM208 236V235H207ZM231 236V235H230ZM92 237V236H91ZM99 237V236H98ZM109 237V236H108ZM106 238L105 237V235H104V238H106V239H110V240H112V238L114 237H109V238ZM115 237V238H116ZM137 237V236H136ZM135 237V239L136 240H138L137 238ZM188 237V236H187ZM103 237H101V239H102ZM103 238V239H104ZM139 238V237H138ZM142 238V240H143V238L144 237H141ZM191 238V237H190ZM200 238V239H199ZM210 238V237H209ZM255 238V237H254ZM33 239V238H32ZM105 239V240H106ZM127 239H129V241L127 242ZM152 239V238H151ZM192 239V240H193ZM215 239V238H214ZM258 239V238H257ZM108 240H106V241H108ZM135 240V241H136ZM193 240V241H194ZM198 240H200V242L198 241ZM209 240V239H208ZM216 240H214V241H216ZM261 240V239H260ZM264 240V239H263ZM10 241V240H9ZM102 241V240H101ZM104 241V240H103ZM102 241V242H103ZM145 241V240H144ZM147 241V240H146ZM234 241V240H233ZM251 241V240H250ZM101 242V243H102ZM115 242V241H114ZM132 242V241H131ZM149 242V241H148ZM181 242V241H180ZM179 242V243H180ZM185 242V241H184ZM252 242V241H251ZM258 242V241H257ZM109 243H112V241L111 242H109ZM108 242L107 243H105V245L104 246H102L103 248H101L102 250V253H99L100 255H98L99 256V262L97 261V263L98 264H129V263H124L125 262V260H123L122 261V259H121V257L123 258L124 257V259H125V255L124 256H122L121 254H120V251L118 252L117 250L119 249V248H117V250H116V248L115 247H113V246H111V244H109ZM134 243V242H133ZM146 243V242H145ZM150 243V242H149ZM148 243V244H149ZM182 243V242H181ZM216 243V242H215ZM233 243H236V241L235 242H233ZM28 244V243H27ZM33 244V243H32ZM37 244V243H36ZM102 244H104V243H102ZM174 244V243H173ZM178 244V243H177ZM184 244H186V243H184ZM184 244H182V245H184ZM188 244V243H187ZM208 244V243H207ZM220 244V245H221ZM238 244V243H237ZM22 245V244H21ZM134 245V244H133ZM141 245V244H140ZM147 244H145V246H146ZM178 245H180V244H178ZM181 245V246H182ZM190 245V244H189ZM195 245V244H194ZM219 245V244H218ZM19 246V245H18ZM134 246H136V245H134ZM142 246V245H141ZM180 246V247H181ZM198 246H196L195 248H197ZM205 246V245H204ZM209 246V245H208ZM217 246V245H216ZM245 246V245H244ZM252 246H253V244L251 245V243L249 244V246H248V251H247V254H248V252H249V254H250V252H252L251 254H253L254 253V251L252 250L253 248H252ZM144 247V246H143ZM166 247V246H165ZM173 247V246H172ZM177 247V246H176ZM203 247V246H202ZM205 247H207V245L205 246ZM205 247H204V249H205ZM224 247V246H223ZM227 247V246H226ZM53 248V247H52ZM75 248V247H74ZM133 248V247H132ZM137 248H140V247H137ZM183 248V247H182ZM193 248V247H192ZM194 248V249H195ZM209 248H210V246H209ZM219 248V247H218ZM235 248V247H234ZM45 249V248H44ZM54 249V248H53ZM90 249V248H89ZM155 249V248H154ZM163 250L165 249V248H162ZM166 249H167V247H166ZM184 249H185V247H184ZM187 249H189V251H190V248L188 247ZM199 249V248H198ZM203 249V248H202ZM201 249V250H202ZM242 249V248H241ZM256 249V248H255ZM1 250V249H0ZM28 250V249H27ZM26 250V251H27ZM96 250V249H95ZM138 250V249H137ZM142 250V249H141ZM140 250V251H141ZM148 250V249H147ZM173 250H174V248H173ZM179 250V249H178ZM192 250V249H191ZM243 250V249H242ZM246 250V249H245ZM264 250V249H263ZM20 251V250H19ZM165 251V250H164ZM183 251V250H182ZM241 251V250H240ZM244 251V250H243ZM262 251V250H261ZM46 252V251H45ZM48 252V251H47ZM46 252V253H47ZM136 252H138V251H136ZM152 252V251H151ZM184 252V251H183ZM187 252V251H186ZM191 252V251H190ZM189 252V253H190ZM199 252V250L197 251V253ZM30 253V255H31V252H29ZM45 253V254H46ZM50 254H51V251L49 252ZM49 253H47V256L49 255ZM131 253V252H130ZM141 253V252H140ZM143 253H144V251H143ZM154 253V252H153ZM174 253H176L175 251H174ZM188 253V252H187ZM23 254V253H22ZM56 253H54V255H55ZM98 254V253H97ZM138 254V253H137ZM136 253H132V256H133V259L135 258L136 259V263L137 264H164V263H162L161 262V260L160 259H157V257L156 258H153V257H150V258H147V257H145V256H140L139 254L137 255ZM145 254V253H144ZM149 254V253H148ZM191 254H192V252H191ZM191 254H188V257H189V255H191ZM224 254V253H223ZM228 254V253H227ZM250 254V255H251ZM255 254H257V253H255ZM6 255V254H5ZM12 255H13V253H12ZM27 255V254H26ZM36 255V254H35ZM121 255V256H120ZM147 255V254H146ZM170 255V254H169ZM173 254H171L170 256H172ZM187 255V254H186ZM243 255V254H242ZM245 255V254H244ZM264 255V254H263ZM14 256V255H13ZM70 256H72V255H70ZM90 256V255H89ZM97 256V255H96ZM131 256V257H132ZM153 256V255H152ZM177 256V255H176ZM183 256V255H182ZM236 256V255H235ZM258 256H259V254H258ZM1 257V256H0ZM20 257V256H19ZM49 257V256H48ZM47 257V258H48ZM83 257V256H82ZM88 257V256H87ZM129 257H130V255H129ZM168 257V256H167ZM175 257V255L173 256V258ZM187 257V256H186ZM182 258L181 260H173L172 261V263L173 262H176V263H180V264H197V263H195L197 260L196 259H192V257L190 258V259H192V260H190L189 258ZM254 257H255V255H254ZM264 257V256H263ZM6 258V257H5ZM9 258V257H8ZM17 258V257H16ZM163 258H164V256H163ZM162 258V259H163ZM169 258V257H168ZM172 258V257H171ZM170 258V259H171ZM176 258V257H175ZM231 258H232V256H231ZM250 258V257H249ZM258 258V257H257ZM7 259V258H6ZM14 259V258H13ZM55 259V258H54ZM96 259V258H95ZM126 259H128V257H126ZM177 259V258H176ZM230 259V258H229ZM252 259H253V257H252ZM254 259H256V258H254ZM260 259V258H259ZM89 260V259H88ZM97 260V259H96ZM131 260H132V258H131ZM194 260H196L195 262H194ZM224 260V259H223ZM228 260V259H227ZM233 260H234V258H233ZM233 260H232V262H233ZM237 260V259H236ZM242 260V259H241ZM249 260H251V259H249ZM13 261V260H12ZM17 261V260H16ZM34 261V260H33ZM129 261V260H128ZM134 261V260H133ZM199 261V260H198ZM245 261H246V259H245ZM242 261V262H237L236 264H249L250 263V261ZM30 262V261H29ZM60 262V261H59ZM169 262H170V260H169ZM215 262V261H214ZM236 262V261H235ZM24 263V262H23ZM31 263V262H30ZM34 263V262H33ZM95 263V262H94ZM135 263V262H134ZM208 263V262H207ZM219 263V262H218ZM226 263V262H225ZM228 263H230V260L227 262V264ZM261 263V262H260ZM171 264V263H170ZM174 264V263H173ZM198 264H201L200 263V261H199V263ZM221 264H223V262L221 263ZM233 264V263H232Z\"/></svg>",
  "mask_w": 264,
  "mask_h": 264
}]
</instances>
